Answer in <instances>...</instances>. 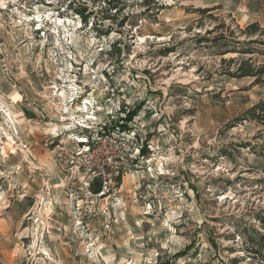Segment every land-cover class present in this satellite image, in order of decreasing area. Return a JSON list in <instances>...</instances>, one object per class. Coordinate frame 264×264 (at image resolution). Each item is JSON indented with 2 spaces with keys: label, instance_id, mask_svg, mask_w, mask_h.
Returning a JSON list of instances; mask_svg holds the SVG:
<instances>
[{
  "label": "rangeland",
  "instance_id": "1",
  "mask_svg": "<svg viewBox=\"0 0 264 264\" xmlns=\"http://www.w3.org/2000/svg\"><path fill=\"white\" fill-rule=\"evenodd\" d=\"M129 3L111 31L69 0H0V216L22 223L0 264H258L264 87L221 73L231 33L264 29V0ZM58 90L90 114L59 110ZM109 162L118 184L90 194Z\"/></svg>",
  "mask_w": 264,
  "mask_h": 264
},
{
  "label": "trees",
  "instance_id": "2",
  "mask_svg": "<svg viewBox=\"0 0 264 264\" xmlns=\"http://www.w3.org/2000/svg\"><path fill=\"white\" fill-rule=\"evenodd\" d=\"M90 1H94L93 3L95 5L102 2L106 6L105 10L101 11L100 17L98 16L99 14L95 13L88 6L87 0H69V6L67 7L68 11L72 12L75 14V16L82 20V23L85 27L91 24L95 29L107 28V30L112 31L114 30L115 25H117L120 29H122L125 27L126 22L131 17L127 13L130 9V0ZM110 12H114V16L109 15ZM208 12H210L208 9L199 11V13L202 14ZM123 13H125L126 16H124L120 23H117L116 17L123 15ZM222 27H216L212 31H209L208 35L220 30ZM121 31L122 30H120V32ZM231 35H233L232 38H234V46L232 50L225 52V54H236L237 58H233L228 61L222 60V65L224 66L222 67L223 71L221 74L233 79H250L252 80V87H264V65H258V61L256 59V57L259 56L264 57V29H262L258 23H253L247 26L246 29L240 30L239 35L234 33H231ZM240 37H242L243 40H240ZM200 41L201 43L211 42V40L206 37L201 38ZM221 41H227V38L224 35H220L218 38L212 40L214 44H217ZM170 52L172 51L166 50V53ZM254 111L255 113L257 112V114H254L255 121L264 125V101L257 105ZM133 116L134 113L126 118L127 123H124V120H121L119 123L113 124L111 129H119L120 132L128 131V124L129 122L133 121ZM143 153H146V150H144ZM222 155L224 157L227 156L226 152L224 151ZM90 189L95 195H99L102 191L101 184H99L97 181H94L91 184ZM258 219L261 223H264V220L260 218V216ZM258 240L257 248L251 249L250 254L253 255V258L258 264H264V236H260ZM234 263L237 262L234 261Z\"/></svg>",
  "mask_w": 264,
  "mask_h": 264
},
{
  "label": "built area",
  "instance_id": "3",
  "mask_svg": "<svg viewBox=\"0 0 264 264\" xmlns=\"http://www.w3.org/2000/svg\"><path fill=\"white\" fill-rule=\"evenodd\" d=\"M73 101H75V100H73ZM85 101V100H84ZM86 103H88V101H86ZM83 124H85V126L84 125H80V124H77L78 125V127H79V129H82V130H87V129H89L88 128V126L86 127V125H87V121H85ZM103 138H104V140H103ZM108 141L109 140V138L108 137H104V136H102L101 138H100V140L99 141ZM95 145H93V146H88V150H86V152L85 153H92V154H94V153H97V152H99V147L98 148H96L95 149ZM91 148L93 149V150H91ZM112 162H109L108 164H105V163H103V166H102V168L100 169V171L98 172V175H99V178H100V181L98 180H96L95 179V176H94V178H90L89 179V181L86 183V185H85V190L87 191V192H89L90 194L92 193V191H91V184L94 182V181H97V182H99V184H101V188H102V191H101V193L100 194H105L106 192H108L110 189H111V187H113V184H118V179L120 178L119 176L121 175V171L123 172L124 171V168H116V169H113L112 168ZM125 166L127 167V164H125ZM124 174V173H123ZM93 194V193H92ZM99 194V195H100ZM97 196V195H96ZM48 228L46 227L45 228V230L44 231H46ZM59 231L61 232V230L59 229ZM47 232H48V230H47Z\"/></svg>",
  "mask_w": 264,
  "mask_h": 264
},
{
  "label": "bare ground",
  "instance_id": "4",
  "mask_svg": "<svg viewBox=\"0 0 264 264\" xmlns=\"http://www.w3.org/2000/svg\"><path fill=\"white\" fill-rule=\"evenodd\" d=\"M67 82H71L70 80L65 81V83ZM60 94H55L54 96L58 99L59 103H56V106L59 110L62 111L63 106H66V115H74V113H78V114H90V109L88 107H78L77 109H69V102L67 101V93L68 90H58V92H60ZM70 93V92H69ZM74 100V99H73ZM90 103V102H89ZM89 103H86V105L89 106ZM71 108V107H70ZM75 116V115H74ZM55 128H58V126H54ZM68 132H70V130H67ZM73 138V137H72ZM44 225V224H43Z\"/></svg>",
  "mask_w": 264,
  "mask_h": 264
},
{
  "label": "crops",
  "instance_id": "5",
  "mask_svg": "<svg viewBox=\"0 0 264 264\" xmlns=\"http://www.w3.org/2000/svg\"><path fill=\"white\" fill-rule=\"evenodd\" d=\"M22 225L19 220L10 219L8 216H0V239H10L17 232Z\"/></svg>",
  "mask_w": 264,
  "mask_h": 264
}]
</instances>
